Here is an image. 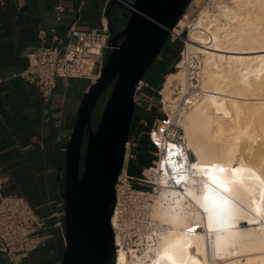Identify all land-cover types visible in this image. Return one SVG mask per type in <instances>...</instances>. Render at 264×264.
<instances>
[{"label": "bare ground", "instance_id": "bare-ground-1", "mask_svg": "<svg viewBox=\"0 0 264 264\" xmlns=\"http://www.w3.org/2000/svg\"><path fill=\"white\" fill-rule=\"evenodd\" d=\"M187 43L163 95L176 110L170 88L191 94L180 121L194 160L166 166L146 249L121 243L115 264H264V0L216 2ZM208 165L224 169L214 174L231 193L206 179Z\"/></svg>", "mask_w": 264, "mask_h": 264}, {"label": "crops", "instance_id": "crops-1", "mask_svg": "<svg viewBox=\"0 0 264 264\" xmlns=\"http://www.w3.org/2000/svg\"><path fill=\"white\" fill-rule=\"evenodd\" d=\"M64 11L57 20L56 7ZM127 19L109 0H0V180L5 194L23 196L33 209L54 225V215L65 210V154L82 100L91 87L88 79L60 78L51 98L44 101L38 89L21 74L27 55L43 44L69 42L72 29L95 30L112 38L125 28ZM54 37L57 39L55 40ZM167 45V46H166ZM159 56L164 74L172 70L181 44L169 38ZM179 46V49L178 47ZM177 48L176 54L170 49ZM157 87L143 83L135 101V121L144 119ZM44 249L23 264H63L65 244L58 230ZM0 264H11L0 253Z\"/></svg>", "mask_w": 264, "mask_h": 264}, {"label": "water", "instance_id": "water-1", "mask_svg": "<svg viewBox=\"0 0 264 264\" xmlns=\"http://www.w3.org/2000/svg\"><path fill=\"white\" fill-rule=\"evenodd\" d=\"M112 0L127 19L113 36L100 78L85 94L66 154L63 264H115L116 186L134 120L135 97L192 0ZM100 102H105L97 124Z\"/></svg>", "mask_w": 264, "mask_h": 264}, {"label": "built area", "instance_id": "built-area-1", "mask_svg": "<svg viewBox=\"0 0 264 264\" xmlns=\"http://www.w3.org/2000/svg\"><path fill=\"white\" fill-rule=\"evenodd\" d=\"M116 1L133 10V7L123 0ZM192 5L193 2L187 7L181 20L188 22V12ZM63 11L64 8L61 5L56 7L57 20L61 19ZM192 15L197 16L196 6H194ZM187 29L189 35L190 26H187ZM184 31L185 27H179L177 24L170 36L172 39H180L184 44L179 54V63L184 62L188 56L187 39L182 37ZM106 32V27L103 28V32L72 29L65 48H62V41L54 46H46L44 44L46 34L41 32L43 44L28 53V66L21 77L38 89L44 101L51 98L57 80L60 78H84L95 83L100 78L107 56L115 48ZM54 39L57 38L54 37ZM179 63L175 66L176 70H179ZM2 82L3 79L0 76V85ZM142 85L143 82L140 83L137 92L141 90ZM163 90L157 93L161 97L158 103L162 105L164 115L154 120L147 130H141L144 127L142 126L136 132L133 127L126 143L124 165L116 186V207L112 217L116 249L117 240L119 241L117 251L122 249L121 243L127 248L132 240L143 241L145 239L148 242L147 233L152 231L153 227L151 218L153 204L160 189L158 181L166 176V166L170 167V161L173 160L177 162L194 160L180 121V112L186 111L191 106L187 104L189 96L181 95V87L173 85L170 88V94L178 102L175 104L176 110H171L167 108L170 103L165 102ZM102 103L105 104V102ZM138 124L143 125L144 122H138ZM142 139L148 141L149 151L146 154L152 159L150 166L143 171L142 176L136 178L131 176L129 171L131 166L138 161L141 153L139 145ZM181 164L179 167H182ZM130 205L138 208L141 218L140 221L138 219V223H144L147 226L146 234L139 230L132 235L126 232ZM114 216L116 217L115 224ZM54 218L56 221L51 226L48 218L41 217L23 196L5 194L4 184L0 180V253L11 264H22L32 253L46 248L55 237L54 230H58L66 245L65 210L55 214Z\"/></svg>", "mask_w": 264, "mask_h": 264}, {"label": "rangeland", "instance_id": "rangeland-1", "mask_svg": "<svg viewBox=\"0 0 264 264\" xmlns=\"http://www.w3.org/2000/svg\"><path fill=\"white\" fill-rule=\"evenodd\" d=\"M193 5L192 7L189 9L188 12V22L187 21H183V23L185 24V31L182 34V37L184 39H187L188 41V29L187 26H190V30L192 29V27L194 26V24L198 21L200 14L204 11V10H213L217 0H192ZM191 2V3H192ZM194 6L197 7V16L194 17V15H192L193 11H194ZM172 39V38H171ZM174 41H177L178 43L181 44V51L184 48V44L180 39H172ZM167 46V45H166ZM179 49V46H177ZM165 49V47H164ZM163 49V51H165ZM176 47L172 48V50L170 49V53L171 54H176L177 50ZM180 51V52H181ZM180 54V53H179ZM159 57L156 59V61L154 62V64L151 66V68L148 70V72L146 73V75L144 76V81L143 83H146L148 81V84L152 87H157V92L158 91H162L164 88V84L166 83V79L168 77L169 74L171 73H175L176 68L175 66L179 63L180 61V57L179 55L177 56V58H175V63L172 67V70L170 72H168L167 74H164L165 71V67L163 64H159L158 61ZM191 95V94H188ZM160 95H158V93H156L155 95V99L154 102H152V105H147L146 106H140L139 108H141V110H145L147 109L144 119H142V117L139 119V121L143 120L144 124L143 125H139L137 121H135V118L133 120V123L135 122V124L132 123V125H134V130H136V132L139 131V129L142 127L141 130H147L148 126L151 125L154 120L161 118L164 113L162 111V105L158 103V101L160 100ZM104 103L100 102L95 114H96V119L94 120V124H97L102 112H103V108H104ZM145 124H147L145 126ZM139 151H141V153L139 154L138 157V161H136L130 168L129 174L133 177L139 178L142 176L143 171L150 166L151 164V157L148 156L146 154V152L149 151V145H148V141L146 139H142L139 145ZM156 199V198H155ZM140 212L138 210V208L136 206H132L130 205L128 208V216H127V228H126V232L130 233L132 235V233L136 232L137 230L142 231L144 234H146L148 232V228L144 223H138V219L139 221L141 220L140 218ZM139 217V218H138ZM144 242V243H143ZM142 242L138 241V240H132V242H130V246L134 247V249H138L140 251H143L144 249H146L147 243L146 240L144 239ZM65 251V249H64ZM64 253V252H63ZM24 263V262H23ZM22 263V264H23Z\"/></svg>", "mask_w": 264, "mask_h": 264}, {"label": "snow or ice", "instance_id": "snow-or-ice-1", "mask_svg": "<svg viewBox=\"0 0 264 264\" xmlns=\"http://www.w3.org/2000/svg\"><path fill=\"white\" fill-rule=\"evenodd\" d=\"M192 167H195V164L192 165ZM215 171H219V172H223L224 169L223 168H218V166L215 165H208L205 167V177L206 179L213 184H216L218 187L222 188L223 191H230L231 189L224 183V181L218 177L217 175L214 174ZM237 169H233V172H237ZM208 187V184H205V188ZM206 199H209V197H205ZM207 210V209H206ZM257 211H259V208L257 209ZM167 259H169L170 261H173L174 264V260L171 256L167 257Z\"/></svg>", "mask_w": 264, "mask_h": 264}, {"label": "clouds", "instance_id": "clouds-1", "mask_svg": "<svg viewBox=\"0 0 264 264\" xmlns=\"http://www.w3.org/2000/svg\"><path fill=\"white\" fill-rule=\"evenodd\" d=\"M175 181V180H174ZM176 183H177V181H175ZM207 194H209V191L207 190L206 192H205V195L207 196Z\"/></svg>", "mask_w": 264, "mask_h": 264}, {"label": "trees", "instance_id": "trees-1", "mask_svg": "<svg viewBox=\"0 0 264 264\" xmlns=\"http://www.w3.org/2000/svg\"><path fill=\"white\" fill-rule=\"evenodd\" d=\"M95 117H96V114H94L93 122H94V120L96 119ZM133 127H134V125H132V129H133Z\"/></svg>", "mask_w": 264, "mask_h": 264}]
</instances>
